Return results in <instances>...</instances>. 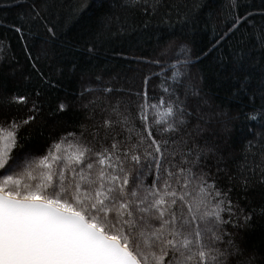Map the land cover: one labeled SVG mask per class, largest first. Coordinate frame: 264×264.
<instances>
[{
	"label": "snow or ice",
	"instance_id": "1",
	"mask_svg": "<svg viewBox=\"0 0 264 264\" xmlns=\"http://www.w3.org/2000/svg\"><path fill=\"white\" fill-rule=\"evenodd\" d=\"M69 2L66 11L65 0H32L27 15L43 28L45 44L60 39L63 28L56 21L61 13L67 21L88 7L87 0ZM97 6L103 7L102 0ZM199 6L196 0H114L97 17L91 34L95 43L86 51H99L114 32L189 21ZM130 13L144 19L133 27ZM229 14L233 22L217 44L248 22L231 8ZM14 30L23 38L20 28ZM253 32L248 54L234 58L231 67L239 81L236 91L249 94L253 105L260 101L246 114L251 126L239 159L228 143L234 117L205 111L199 103L190 106L189 93H200L182 79L191 59L187 47L175 41L159 53L175 59L148 61L161 68L154 75L162 77L164 94L153 97L155 102L146 87L132 94L135 101L115 97L110 102L108 97L121 90L104 87L101 104L89 101L92 113L99 108L103 114L99 122L91 117L90 126L60 135L39 155L14 149L22 147L28 128L41 117V91L0 99V264H233L231 258L243 255L237 237L257 215L264 219V203L254 205L250 199L257 192L264 198V64L252 84L257 63L252 53L264 50V25L253 26ZM3 51L0 46V63ZM24 52L43 81L36 67L41 54L34 60L27 44ZM41 53L48 55L46 49ZM169 68L171 75L164 77ZM147 81L146 76L145 86ZM8 108L27 114L10 115ZM66 109L60 102L52 112Z\"/></svg>",
	"mask_w": 264,
	"mask_h": 264
},
{
	"label": "trees",
	"instance_id": "2",
	"mask_svg": "<svg viewBox=\"0 0 264 264\" xmlns=\"http://www.w3.org/2000/svg\"><path fill=\"white\" fill-rule=\"evenodd\" d=\"M65 2L68 3L66 11H70L69 0ZM196 2L200 6L189 21L149 23L146 28L141 26L135 31L114 32L99 46V51L89 54L86 48L89 43H95L91 40V34L97 26V17L108 10L114 0H102L103 7L97 6L98 0H87L88 7L80 15L67 21L65 13H61L60 19L56 21L63 28L61 37L54 43L47 44L42 40L43 28L33 23L27 15L32 0H0V46L4 50L3 63H0V99L13 92H34L39 89L44 102L41 117L28 128L25 133L27 139L23 141L22 147L14 149V153L34 152L39 155L60 135L72 131L79 133L82 124L90 126L93 123L91 117L95 116L98 123L103 114L99 112V108L96 113H92L90 110L93 105L89 101L95 99L97 105L101 104L105 99L102 92L104 87L121 90L108 97L110 102L115 97L135 101L136 97L132 94L145 87L149 100L155 102L153 97L158 98L164 94L162 79L154 75L161 68L148 61L154 57H158L162 63L175 59L172 53L166 57L159 56L169 41H175L176 46L187 47L191 59L184 67L187 68L188 75L182 79L191 90L200 93L199 96L189 93L190 106L199 103L205 111H223L229 117H234L228 143L235 158L239 159L243 142L248 136L247 128L251 126L246 114L253 106L258 109L260 101L257 98L253 105L249 103V94L236 91L239 81L231 75V67L234 58L248 54L256 39L253 26L259 28L264 25V0ZM230 8L233 14L245 16L248 22L242 21L217 44L219 37L228 32L233 22V15L229 14ZM129 17L133 27L144 19L138 13H130ZM15 28L22 30L23 38ZM25 44L32 51L34 60L37 54H41L36 67L43 73V81L26 59ZM42 49L48 51L47 57L42 55ZM252 54L257 62L252 77L254 86L259 78L260 64H264V50L256 49ZM73 64L76 65L75 70H72ZM171 72L172 69L169 68L164 74L170 76ZM146 76L148 81L145 86ZM97 77L100 79L97 80ZM85 88L95 91L84 92ZM180 91L183 98L184 88L181 87ZM60 102L67 105L66 111L53 114L52 110ZM5 111L18 117L27 114L24 109L17 108ZM210 139L214 140L215 137ZM250 199L254 205L264 203L259 192ZM237 241L244 254L231 258L233 264L237 260L243 262L250 256L254 257L252 264H264V219L257 215L252 227L242 230Z\"/></svg>",
	"mask_w": 264,
	"mask_h": 264
},
{
	"label": "rangeland",
	"instance_id": "3",
	"mask_svg": "<svg viewBox=\"0 0 264 264\" xmlns=\"http://www.w3.org/2000/svg\"><path fill=\"white\" fill-rule=\"evenodd\" d=\"M169 69H167V71H168ZM166 71V72H167ZM183 72H184V76L183 77H187V75H188V71H187V68H183V70H182ZM155 77H159L160 79H162V77L160 76V75H155ZM164 77H167V76H165V74H164ZM161 86V85H160ZM162 88V87H161Z\"/></svg>",
	"mask_w": 264,
	"mask_h": 264
}]
</instances>
